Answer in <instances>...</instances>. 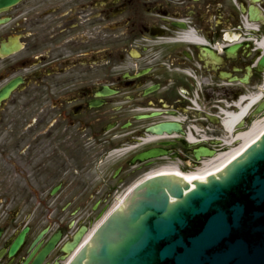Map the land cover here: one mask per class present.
Masks as SVG:
<instances>
[{
	"label": "flooded vegetation",
	"instance_id": "1",
	"mask_svg": "<svg viewBox=\"0 0 264 264\" xmlns=\"http://www.w3.org/2000/svg\"><path fill=\"white\" fill-rule=\"evenodd\" d=\"M263 37L264 0H0V264H69L115 200L196 167L260 94Z\"/></svg>",
	"mask_w": 264,
	"mask_h": 264
},
{
	"label": "water",
	"instance_id": "2",
	"mask_svg": "<svg viewBox=\"0 0 264 264\" xmlns=\"http://www.w3.org/2000/svg\"><path fill=\"white\" fill-rule=\"evenodd\" d=\"M70 264H264V128L203 171L137 186Z\"/></svg>",
	"mask_w": 264,
	"mask_h": 264
},
{
	"label": "bare ground",
	"instance_id": "3",
	"mask_svg": "<svg viewBox=\"0 0 264 264\" xmlns=\"http://www.w3.org/2000/svg\"><path fill=\"white\" fill-rule=\"evenodd\" d=\"M263 50H264V46H263ZM262 88L264 90V78H263V87ZM257 101H259V96L240 98L239 103H238L239 104L238 107L243 105V108H241L239 110V112L236 111L233 113V115H231V116L229 115L228 119H226V122L224 124L225 129H231L233 127V125H236L242 118H245L249 109L251 107H253L257 103ZM263 128H264V116L260 120L254 122L252 124L251 128L247 132L243 133L242 135H238L237 139L239 138V140L242 142L241 146L243 144H245L246 141L249 140L252 136H254L256 133L261 131ZM238 149L229 150L227 152L217 154L213 159L205 160V162L201 163L202 164L201 170L202 169L205 170V169L209 168L211 165H213V164L217 163L218 161L226 158L227 156L231 155L232 153H234Z\"/></svg>",
	"mask_w": 264,
	"mask_h": 264
},
{
	"label": "rangeland",
	"instance_id": "4",
	"mask_svg": "<svg viewBox=\"0 0 264 264\" xmlns=\"http://www.w3.org/2000/svg\"><path fill=\"white\" fill-rule=\"evenodd\" d=\"M248 91H249V90H248ZM246 95H247V96H252V95H254V93L248 92V93H246ZM233 104H234V102H232V106H233ZM235 104H237V103L235 102ZM231 113H233V112H231ZM263 116H264V110L262 111L261 114L257 115L254 119L250 120V122H248L249 120H247V124H246V126L242 129L241 134L247 132V131L251 128L252 124H253L254 122L260 120ZM215 133H218V134H215V136H217V137L224 136L223 132H218V131H216ZM225 135H226V134H225ZM233 137H234V136H233ZM240 144H241V142L238 143V145H236L235 148H237L238 146H240ZM220 153H223V152L221 151ZM192 169H194V168H192ZM194 171H198V170L195 169ZM113 203H114V202H113ZM111 206H112V204H111ZM111 206H110V207H111ZM109 209H110V208H109ZM109 209H108V210H109ZM105 214H106V213H105ZM105 214H104V215H105ZM104 215H103V216H104Z\"/></svg>",
	"mask_w": 264,
	"mask_h": 264
}]
</instances>
